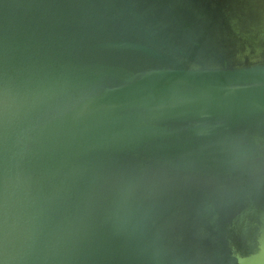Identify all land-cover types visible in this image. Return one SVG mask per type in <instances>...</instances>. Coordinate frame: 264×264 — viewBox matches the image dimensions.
I'll use <instances>...</instances> for the list:
<instances>
[{
    "label": "water",
    "instance_id": "water-1",
    "mask_svg": "<svg viewBox=\"0 0 264 264\" xmlns=\"http://www.w3.org/2000/svg\"><path fill=\"white\" fill-rule=\"evenodd\" d=\"M0 264H264V0H0Z\"/></svg>",
    "mask_w": 264,
    "mask_h": 264
}]
</instances>
